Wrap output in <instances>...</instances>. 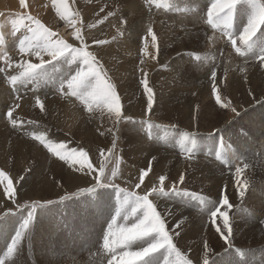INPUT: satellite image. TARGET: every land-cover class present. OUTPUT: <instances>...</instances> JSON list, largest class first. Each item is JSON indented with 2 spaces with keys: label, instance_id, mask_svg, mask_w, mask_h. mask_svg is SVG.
<instances>
[{
  "label": "rangeland",
  "instance_id": "1",
  "mask_svg": "<svg viewBox=\"0 0 264 264\" xmlns=\"http://www.w3.org/2000/svg\"><path fill=\"white\" fill-rule=\"evenodd\" d=\"M17 2L13 13L7 8L1 13L9 25L2 30L6 35L0 36V57L6 54L11 61L9 66L0 59V68L5 69L0 72V171L11 180L15 195L10 198L4 193L8 180L0 183V259L6 264H107L100 244L123 193L112 187H98L94 194L81 192L95 184V176L88 174L86 167L78 171V163L70 166L32 138L33 133H43L53 143L66 145L64 152L83 149L94 169L98 170L103 161L111 170L118 162L115 183L128 192L143 194L159 187L160 175L166 176L165 184L171 188L183 173L181 189L212 201L202 206L190 197L156 200L167 230L184 255L194 264H202L207 241L209 258L217 264H264V68L258 59L236 53L222 30L205 22L211 0H171L169 8L149 7L145 0H63L70 16L78 21L75 27L57 14L62 0H25L26 8ZM25 11L76 47L81 42L75 39L74 31L80 28L87 50L94 53L103 65L102 71L116 86L122 114L131 117V122L113 125L106 109L87 112L75 97L58 92L61 77L76 67L63 61L53 62L55 69L47 68V84H29L18 93L12 91L6 76L19 71L16 65L22 56L18 36L23 34V29L16 31L12 21ZM109 11L114 15L104 20ZM243 14L241 11L234 17L233 32L246 22ZM93 24L95 27H89ZM149 25L157 37L158 51L147 35ZM96 39L107 43L98 46ZM141 48L145 52L141 53ZM23 59L39 63L35 56ZM213 69L217 73V95L221 103L231 102L228 107L221 108L212 94ZM141 70L148 74L155 94L151 112H147V98L139 83ZM37 96L47 111L41 112L36 106ZM15 104L20 105L13 113L18 118L17 127L7 116ZM50 104L56 105V111L49 109ZM145 119L150 120L151 128L142 123ZM185 133L189 134L185 147L193 140L196 144L191 159L180 147ZM113 139L116 145L109 152ZM217 152L228 157L227 164L217 160ZM150 161L151 171L137 189L139 173L149 168ZM236 167L242 169L239 177ZM237 180L247 184L241 189L243 196L237 193ZM222 192L233 206L222 209L229 211L234 232V249L227 251L211 227L210 211L204 210H214L212 205H218ZM64 195L71 198L61 202ZM48 200L55 203L43 215L38 209L31 236L21 242L11 258L6 257L18 218L5 214L9 210L15 213L17 205ZM237 248L243 250L242 256L236 255Z\"/></svg>",
  "mask_w": 264,
  "mask_h": 264
},
{
  "label": "snow or ice",
  "instance_id": "2",
  "mask_svg": "<svg viewBox=\"0 0 264 264\" xmlns=\"http://www.w3.org/2000/svg\"><path fill=\"white\" fill-rule=\"evenodd\" d=\"M20 6L26 8L25 0H19ZM55 3V0H54ZM145 3L151 7L153 4L156 8H169L171 0H145ZM246 6V7H245ZM101 12L105 9L101 8ZM243 11L246 16V22L242 27L237 29V32L232 31L233 19L238 13ZM57 14L61 20L68 21L75 27L78 23L68 13L66 4L57 8ZM78 15V14H76ZM114 13L109 11L104 17L113 16ZM103 21L97 20V23ZM213 29L222 30L223 35L227 37L232 48L241 56H252L259 60L260 67L264 68V0H211L210 5L206 10V21ZM124 21H121L123 25ZM13 27L19 32L23 29V34L18 36V51L22 56L21 62L16 65L19 71L14 75H7L6 82L12 86V91L18 93L21 88H26L29 84L38 85L41 82L47 84L49 77L47 75V68L50 66L55 69L56 64L61 61L69 66L76 65L74 72L70 68L68 73L61 77L58 82L57 91L63 96L75 97L84 106L85 111L93 112L94 109L107 110L113 118V125H118L122 121H132L131 117L122 114L121 98L118 95L116 86L107 77V73L103 72V65L99 63L93 52L88 51V45L84 42L80 28L76 27L74 37L80 41V46L76 47L72 43L66 42L53 32L50 28L46 27L39 19L28 14L26 11L18 14V18L12 21ZM95 27V25H89ZM120 29H118V32ZM259 34V35H258ZM147 35L152 38V47L158 51L157 37L153 28L149 25L147 28ZM94 43L98 46H103L107 43L105 40L96 39ZM145 52V48H141V53ZM24 56H35L39 63H32L29 60L23 59ZM47 56L49 59L45 60ZM153 60L157 58L155 54L151 56ZM199 59V56L196 57ZM0 59H4L6 64H9L11 57L6 54ZM143 60H141V64ZM243 70V69H242ZM4 68H0V72H4ZM142 71V78L139 81L143 88V93L147 98V112H151L155 102V94L153 88L149 85L148 74ZM215 69L211 72V80L213 83L212 94L216 98V103L221 108L228 107V104L221 103V97L217 95ZM55 84L56 82L53 81ZM38 90L34 88V91ZM19 95L16 99H19ZM35 104L40 108L41 112L47 111L45 104L40 97H36ZM19 104L9 108L7 116L14 127H17V117L13 116ZM233 112L235 108L231 109ZM146 112V115H147ZM35 123V121H29ZM147 124L149 128L153 125L149 119L142 121ZM111 131V130H109ZM115 135V133H113ZM191 135L195 136V133ZM34 140H38L44 148L49 152L58 156L59 159L70 163L74 166L77 163L80 165L78 171H83L85 167L88 169V174L95 176V184L87 189H81V192H88L94 194L96 188L112 187L118 189L123 193V198L115 209V215L111 217V222L107 226V230L103 233L102 244L100 248L102 253L108 257L107 264H194V261L184 255V253L174 243L173 235L167 230V221L164 213L158 211L159 198L168 197H190L193 200H198L203 206L205 203L212 204L203 195L189 192L188 190L181 189L180 184L185 182V175L181 173L179 180L174 183L171 188H167L165 184L166 176L160 175L158 177L159 187H152L144 191L143 194L136 192H128L126 189H119L115 183L118 178V162L117 167L109 170L106 164L102 161L99 169H94L91 163H88V155L83 149L73 148L70 152H64L66 148L64 144H55L50 139H47L43 133L32 134ZM189 139V134L185 133L180 140V147L183 154L189 159L194 156L193 149L196 147L195 141L191 142V146L185 147V143ZM116 141L113 140V147ZM112 149L108 151L111 152ZM78 157L77 158V154ZM101 157H104V151L101 150ZM217 160H222L228 163V157H222L219 152L216 154ZM155 159V157H153ZM151 161L149 162L148 169H141L139 173V183L135 185L137 189L145 181L151 171ZM247 167V165H245ZM236 176L239 177L242 173L240 167L235 169ZM8 180V176L4 171H0V183ZM239 187L237 193L240 196L244 195V189L247 187L246 183L241 184L237 180ZM4 193L10 198L14 197L15 189L11 180L4 186ZM69 195L60 197V201L70 199ZM15 202V201H14ZM55 201L48 200L45 203L34 201L31 204L17 205L15 213L9 210L5 216L15 215L18 220V226L15 227V234L11 236V243L7 246L5 256L11 258L20 248L21 242L31 236V229L34 219L38 214L43 215L49 205L54 204ZM214 210L204 209L210 211L211 227L216 233L219 234L220 239L227 246V250H233V224L230 221L229 211L222 210L223 208L232 209V205L227 195L222 192L218 205H212ZM26 212V214H25ZM220 221V223H218ZM264 223V221H262ZM222 224V226H221ZM181 224L177 223V229ZM210 249L207 241L204 242V255L202 264H217V261L210 260ZM237 256L243 255L242 249H235ZM0 264H6L4 259H0ZM242 264V262H237Z\"/></svg>",
  "mask_w": 264,
  "mask_h": 264
},
{
  "label": "bare ground",
  "instance_id": "3",
  "mask_svg": "<svg viewBox=\"0 0 264 264\" xmlns=\"http://www.w3.org/2000/svg\"><path fill=\"white\" fill-rule=\"evenodd\" d=\"M18 0H0V36L3 34V35H6V33H5V31H2V30H5L7 27H8V25H9V21L6 19V17H4V18H2L1 17V13H4V12H6L5 11V9L7 8L10 12H12L13 13V11L14 10H16L17 9V6H19L18 5V2H17ZM244 15V14H243ZM11 17V16H10ZM240 17V16H239ZM242 17V16H241ZM244 17H246V16H244ZM242 19V18H241ZM246 21V20H245ZM11 23V22H10ZM12 26H13V24H12ZM8 30H9V28H8ZM11 30H12V28H11ZM13 34V33H12ZM247 57V56H246ZM12 67V66H11ZM138 72V71H137ZM8 94V93H7ZM6 94V95H7ZM6 98V97H5ZM0 99H2L3 100V97L2 96H0ZM51 99V98H50ZM6 105H10L11 106V104H8V103H5ZM50 106V110L51 111H54V109H55V111H56V105H54V104H50L49 105ZM5 112H6V110H5ZM108 115H109V113H108ZM107 122V121H106ZM5 129H6V127H5ZM217 131V130H216ZM114 140V139H113ZM27 143V142H26ZM11 144V143H10ZM109 149H112L111 150V152L114 150V147H113V145H112V147L110 146V148ZM227 149V148H226ZM10 151V150H9ZM229 153V152H228ZM255 153V152H254ZM4 155H5V153H3ZM233 157V156H232ZM5 164V163H4ZM7 164V163H6ZM97 196V195H96Z\"/></svg>",
  "mask_w": 264,
  "mask_h": 264
}]
</instances>
